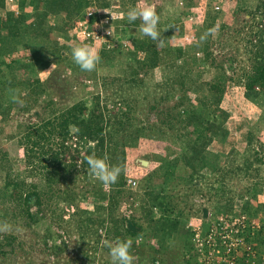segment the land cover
Returning <instances> with one entry per match:
<instances>
[{"label": "rangeland", "instance_id": "374dc122", "mask_svg": "<svg viewBox=\"0 0 264 264\" xmlns=\"http://www.w3.org/2000/svg\"><path fill=\"white\" fill-rule=\"evenodd\" d=\"M13 1L7 0L5 9L2 11L0 9V13L4 18L9 14H19V4L16 3L17 0ZM187 1L189 0H151L148 3L155 8L157 13L160 12L161 20L166 27L169 23H172L174 28H177V31H175L177 37L169 41H163L162 46L184 48L188 53L197 52V63L191 60L189 63L193 68L191 75L194 76L197 89H199L196 92L197 94L191 95L194 105L198 104L197 98L204 99L205 96L211 98L204 84L210 80L212 81L218 73L212 62L223 63L227 69L228 76H222L226 82V92L219 106L231 115L227 121V127L235 142L229 147L231 148L228 154L231 159L230 162L225 161L224 158L226 157L224 155L218 154L219 156L215 157V160L221 158L223 161L217 174L211 178L213 180L221 176L224 178L222 188L224 192L221 191L224 195L220 194L216 199L213 195L208 194L204 199L197 194L191 195L190 190L195 187L208 193V186L213 180H210L209 177L203 180L197 175L202 166L200 163L191 165L190 159L185 160L182 158L185 147L184 141L181 140L182 132L164 127V125L158 123L160 119L156 118L157 114L153 109L155 105L169 108L175 102L165 100L166 92L170 90V87L163 86L162 88L158 86L165 78L168 70L157 65L152 72L144 75V88L131 90L121 87L117 83H111L115 79L114 77L118 78L121 73H125V60L120 61L121 59H118L109 66L99 65L98 63L96 71L82 75L81 89L74 96L69 95L63 99L53 96L54 84L51 80L53 72L58 70L63 75L64 72L67 75L72 73L71 70V72L67 70L70 68V64L73 63L72 49L74 47L90 44L97 49L98 53H100L103 46L108 48L116 45V47L124 46L123 49L128 46L133 50V39L135 37L139 40L143 39L137 31L141 24L139 19H137L138 25H133V22H125V17L112 21L110 26L113 34L106 41L107 44L102 45L100 42L94 43L86 40L80 35L79 31L74 32L73 27L70 31L67 28L68 30L64 29L65 32L61 33L58 28L60 25L64 28L61 17L59 19L52 15H48L46 19L41 16L31 17L24 22L25 28L22 30L23 39L21 40L24 44L19 45L13 55L5 58L6 63L12 64V77L13 73L16 72L19 75L12 79L15 90L9 92L10 94L7 89L0 88V103L3 106V112L0 111V187L4 183L7 173L11 172L14 182L18 186H22L23 189L29 188L33 183L41 184L44 190L47 188L48 184L44 181L45 179L42 181L37 171L28 168L22 141L31 124L34 121H39V118L34 115L35 110L39 109L44 120L51 117L49 110L39 107L41 104L45 105L46 100L48 101L50 97L54 103L60 104L59 106L62 108H67L80 98L93 100L96 95H99L103 104H108L111 111H117L119 105L117 106L116 103L119 96L115 92L119 89L123 90L125 99L136 96V100L131 99L135 100L133 121L137 127L142 128V132L137 145L125 149L126 169L124 172L125 190L131 191L133 196L130 199L121 201L116 212V219L120 217V212L133 214L148 232L143 240L140 238L132 240L133 245L130 251L136 258L135 264H153V258L160 260V264H186L187 261L191 264H226L223 256L217 255L218 253L214 252L210 255L209 251L211 252V249H214L213 246L209 247L210 250L207 248L198 249V239L206 238L208 234H212L213 237L214 232L216 237L214 243L217 244L216 248H220L219 250L222 252L223 248L220 246V242L223 241V236H229L227 239L231 238L232 241L235 237H238V233H244L249 228L248 226H250L252 232L263 228L264 104L252 102L245 97L244 83L257 81L254 68L263 60V57L259 58L256 63L252 64L251 57L255 60L258 52L254 53V48L248 40L252 36L254 37L258 29L264 30V7L260 10L257 8L258 4L264 0H190L191 7L186 5ZM119 2L118 7L107 6L100 8L99 12L102 14L104 12H124L126 14L132 6H143L141 0H119ZM208 11L217 12V21L214 26V34L207 35V38L210 39L207 45L205 43L201 46L212 54L207 64L203 62L205 53L201 51V47L199 49L194 45L202 42L201 37L208 33L204 22ZM25 12L27 14L34 13L28 6L25 8ZM36 25H38V29H36ZM40 30L45 33L44 36L39 35ZM64 33L69 36L68 39ZM46 34L48 35L46 36ZM129 35L133 38L132 41L129 40ZM34 55L43 61L50 62V66L44 70L35 69V67L27 69L25 64H29ZM144 56L145 54L139 53L140 58ZM183 61H179L178 66L184 64ZM4 66L3 68L6 70L9 69ZM43 71H47V74H42ZM9 75L11 73L8 72ZM37 78L44 83L48 80L51 86L49 88L51 89V96L49 98L48 96H42L38 102L40 105L34 103L32 97L29 96V89L25 87L28 85L29 80H36ZM62 88V86H57L55 91ZM171 89L176 91V86H171ZM155 92L157 93L155 94ZM211 99L209 104H212L211 108L215 109L216 104H213ZM249 127H251L254 136L252 150L247 155H242L241 151L247 146L246 137ZM74 133L75 128L72 127L71 134ZM53 143V149L57 148V142ZM76 143L75 136H73L68 144L71 147L68 149L67 155L61 156V159L72 160L76 154L73 149ZM90 144L93 145V143ZM81 146L83 145L81 144ZM199 150L207 155H212L213 151L218 152L220 149L211 147L213 151H204L200 147ZM81 154H85V150H81ZM244 155L250 157L249 159L252 157L253 165L248 169L245 168L247 161ZM121 157L123 158L124 155H121ZM257 157L261 158V161H257ZM138 159L146 160L149 164L142 166L137 162ZM163 160L171 162L170 169L174 172L173 178L168 183L169 194L173 197L170 201L174 206L172 207L173 211L166 216H170L172 219L178 218L179 223L177 229H173V235L166 238L161 247L153 237L154 235L150 236L151 228H149V222L146 220L144 208L145 206L148 208L145 194L147 186H152L155 192L160 186ZM80 162L81 160L78 159V164ZM191 175H196V181L194 182L198 183L190 184L188 182ZM129 180L136 182V185L132 186L130 184L128 186ZM99 182L98 179L92 177V181L76 180L70 185L61 183L59 187L71 188L72 186L74 189H79V191H88L93 187V189H102L106 194H109L111 185L104 187L100 182L101 186L98 187L97 183ZM80 198L71 203L62 200L58 201V204L54 201H46V207H43L42 219L35 222L33 226L26 225L28 220H26L25 214L15 210L11 212L9 210L11 204L0 201V238L14 235L17 237V243L20 244L21 242L23 244L22 250L18 249L16 254L10 255L11 259L9 260L0 259V264H112L107 244L109 242L115 244L118 241H124V239L121 237V240H113L111 235L108 237L109 230L113 229L111 225H108L109 222H105L103 226L98 227V235H94L96 226L90 228V232L84 234L75 222H69L70 218L74 216V212L82 209L91 211L90 213L93 214L95 219L105 218L106 220L105 212H93L94 209H90L91 207L86 199H90V195H85L86 200ZM222 199H224L226 205L224 210L215 207ZM217 200L219 201L217 202ZM53 208L55 209L52 210ZM202 209L207 211L205 212ZM52 211H55V215ZM153 212L156 214L155 218H159L160 212L158 209L153 208ZM249 212L253 213V217H248ZM85 216L88 217V215ZM58 217L64 220L61 223L62 227L58 226ZM233 223L238 225L236 226ZM219 225H230V228L223 227L222 231L224 232H222L218 230ZM233 226L235 228L231 232L230 229ZM194 228L198 230L197 233L193 231ZM54 230L60 233L56 241L59 243V240H64L67 245L66 249L57 253L54 252L52 247L49 249L44 243L45 237L47 238L49 233ZM263 236L264 229L260 232L259 237L263 238ZM233 241L236 242V239ZM249 244L256 250L255 264H260L264 260V250L262 252L261 249H256L257 244ZM236 248L237 251L232 256L234 255L237 261L239 259L240 262L245 257L244 250L246 246L238 245Z\"/></svg>", "mask_w": 264, "mask_h": 264}, {"label": "trees", "instance_id": "16d2710c", "mask_svg": "<svg viewBox=\"0 0 264 264\" xmlns=\"http://www.w3.org/2000/svg\"><path fill=\"white\" fill-rule=\"evenodd\" d=\"M17 1L20 10L19 14H9L4 18L0 13V88L7 89L8 93L13 91V89L15 90V84L12 79H15L16 76L18 77L19 73H13L12 77V64L6 63L5 58L13 55L18 46L24 44L21 40L23 39L22 30L25 28L24 22L26 19L36 16H41L46 19L48 15L55 16L58 19L61 17L64 22V28H62L61 25L58 26V28L61 30V33H63L65 32L64 29L67 28L70 31L74 22L84 19L87 8L93 6L97 9V12L90 20L92 27L93 24H96L100 19L99 10L107 6L115 8L120 4L119 0ZM6 2L7 0H0L1 11L5 9ZM148 2H151V0H148ZM186 5L188 7L192 6L190 0L186 2ZM27 6L32 9L34 12L33 14H27L25 12ZM262 7H264V1L260 2L257 6L259 10ZM158 14L160 15V12H158ZM216 21L217 12L208 11L204 20L206 29H214ZM125 22H127V19ZM133 25H138V20L133 22ZM171 25L172 23H169L166 27L160 17L158 24L160 40L158 41H153L147 36L140 40L136 37L133 39L131 35H129V40L133 39V41L131 40L133 50L128 46L126 49H123L124 46L116 47V44H114L116 46L109 48L103 46L99 53V65L109 66L118 59H121L120 61L125 60V73H121L118 78L114 77L115 79H113L111 83H117L121 85V87L131 90L144 88V75L152 72L157 65L168 70L165 78L158 86L162 88L163 86L170 87V90L166 92L165 100H172L175 102L173 106L169 108L155 105L153 109L157 114L156 118L160 119L158 123L164 125V127L168 129H176L182 132L181 140L185 143L182 158L185 160L187 158L190 159L191 165L200 163L202 166L198 170L197 175L203 180L208 177L210 180H213L211 177L217 174L223 161L221 158L215 160V157L224 155V157H226L224 158L225 161L230 162L231 159L228 157V154L231 148L229 147L235 142L234 137L231 136L227 127V121L231 115L219 106L226 92V82L222 76H228V72L223 63L220 64L213 61L212 65H215L218 73L212 81L210 80L204 84L212 99L209 97L207 98V96H205L204 99L197 98L198 104L194 105L191 95L197 94L196 92H198L199 89H197V82L194 76L191 75L193 68L189 63L190 60L197 63V52L188 53L184 48L162 46L163 41H169L177 37L175 32L177 28ZM36 26V29H38V25ZM41 31L42 30H40V32ZM39 35L44 36L45 33L41 32ZM47 35L48 34H46V36ZM65 37H67V39L69 38L67 35H65ZM209 40V38L203 39L202 42L194 46L200 49L203 44L205 45L206 43L207 45ZM248 41L252 44L254 53L258 52V56H256L255 60L251 57L252 64L256 63L259 58L263 57V60L254 68L257 81L244 83V95L252 102L264 104V30L258 29L254 37L252 36ZM201 51L205 53L203 62L207 63L210 57H212V54L203 47H201ZM139 53H143L145 56L140 58ZM181 60H184V64L178 66V62H181ZM3 65L9 69L6 70L3 68ZM25 66L27 69L35 67V69L44 70L50 66V62L43 61L34 55L32 61L29 64L26 63ZM96 67H98V65ZM70 70L72 73L69 75L65 72L63 75V73L58 70L53 72V78H51L53 82L51 83L54 84L53 96H58L63 99L64 97L67 98L69 95L74 96L77 91L81 89L82 82L80 81L83 80L82 75L89 72L82 71L74 62L70 64V68H68L67 71ZM93 71H96V68ZM8 72L11 73V75L8 76ZM27 83L28 85L25 87L29 89V96L32 97L34 103L38 104L42 96H48V98L51 96V89H49L51 86L48 80L44 83L37 78L36 80H29ZM57 86H62L63 88L59 91L56 90L58 91L56 93L55 88ZM171 86H176V91H173ZM123 93L121 89L115 92V94L119 96V100H117L116 103L117 106L119 105L117 111H111L108 104H103L99 95H96L93 100L80 98L67 108H62L59 106L60 104L54 103L51 97L48 100L49 102L46 100L47 103L45 105L38 104L40 108L49 110L51 117L44 120L39 109L35 110L34 115L39 118V121H34L28 128L22 144L28 168L37 171L42 181L45 179L44 181L48 184L46 186L47 188L44 190L41 184L37 185V183H33L29 188L26 187V189H23L22 186H18L14 182L11 172L7 173L3 185L0 187V201L2 203L4 201L9 202L11 204L9 209L11 212L15 210L25 214V218L28 220L26 223L27 226H33L35 222L42 219L43 207H46V201H54L58 204V201L62 200L71 203L82 197L80 198L81 200L87 199L91 207L90 209H94L93 212L103 211L106 214L105 220V218H93V214L88 210L82 209L80 211H75L74 216L70 218L69 222H75L82 233L86 234L90 232V228L92 229V227L96 226L94 235H98V227L103 226L105 222H109L108 225H111L113 229L109 230V233L108 230L106 232L108 233V237H110V235L113 237V240H121V237L124 241L128 239L136 240L137 238L143 240L146 237L148 234L146 228L143 224L138 222L133 214L120 212V217L116 219V212L121 201L130 199L133 196L131 191L125 190V149L137 145L140 133L142 132V128L137 127L133 121L135 110L134 101L136 100V96L134 95V97L130 99H125V94L123 95ZM156 93L157 92H155V94ZM131 99L135 100L133 101ZM210 99L213 101V104H216L215 109L211 108L212 104H209ZM2 107L0 103L1 112H3ZM72 127L75 128V133L73 135L71 134ZM252 132L251 127H249L246 137L247 146L241 151L242 155H247V153L252 150L251 147L254 137ZM73 136H75L77 141L76 146L73 148L76 154L71 161L63 160L61 156L67 155L66 153L71 147V145L68 144ZM53 142H57V148L55 149L52 147L54 144ZM90 143H93V145ZM81 144L83 146H81ZM200 147H202L204 151L211 150V147L220 150L218 152L211 150L213 154L207 155L205 152L199 150ZM81 150H85V154H81ZM120 153L124 155L123 158ZM93 154L97 157H105L111 166L121 169L120 176L117 182L111 185L109 194H106L102 189H93V187L88 191H79V189H74L72 186L71 188L59 187L61 183L63 185H70L76 180L84 179L92 181V177L94 176L88 171L85 157ZM246 155H244L247 161L245 168L248 169L253 165V161L251 160L252 157L249 159L250 157ZM78 159L81 160L80 164H78ZM256 160L261 161V158L257 157ZM170 163L171 162L167 160H163L162 162L161 170L163 173L158 190L155 192L152 186H147L145 190L148 208L145 206L144 209L146 211V220L149 222V228H151L150 236L154 235L153 237L158 241L160 246L166 238L173 235L172 231L173 229H177L179 223L178 218L172 219L170 216H166L173 211L172 207L174 206L170 201L173 197L169 194L170 188L168 185L174 174L170 169ZM195 177L196 175H191L188 182L190 184L198 183L194 182L196 181ZM189 183L188 185H190ZM212 183L208 186V193L195 187L193 189L191 188V195L197 194L204 199L208 194L213 195L215 199L218 198L220 194H223L221 191H223L224 178L221 176L218 179H214ZM97 184L98 187L101 186L100 182ZM85 195H90V199H85ZM218 201L219 200H217V202ZM224 202V199H222L215 207L221 210L226 209ZM153 208H157L160 212L159 218H155L156 214L153 212ZM48 209L50 208L48 207ZM206 211L207 210H205V212ZM54 212L55 211H52L53 215H55ZM245 213H247V211H245ZM85 215H88V217ZM247 215L249 218L253 217V213L251 212ZM63 221V218L58 217V226L62 227L61 223ZM262 223L263 228H260V230L252 232L250 226H248L249 228H247L244 233H238V237H243L247 244H257L256 249H261L263 252L264 236L260 238L259 235L264 229V219ZM58 236H60L59 231L54 230L52 233H49V236L47 238L45 237L44 240L48 248L50 249V247H52L56 253L61 252L67 247L64 240H59V243L56 241ZM18 249L22 250L23 244L21 242L20 244L17 243L16 236L8 235L3 239L0 238V259H11L10 255L16 254ZM152 261L153 264L161 263L160 260L156 258H153ZM186 264L191 263L187 261Z\"/></svg>", "mask_w": 264, "mask_h": 264}, {"label": "clouds", "instance_id": "9594fccd", "mask_svg": "<svg viewBox=\"0 0 264 264\" xmlns=\"http://www.w3.org/2000/svg\"><path fill=\"white\" fill-rule=\"evenodd\" d=\"M143 6H135L130 8L125 15L128 22H135L137 19L141 21L137 31L140 37H150L153 41L160 40V32L158 24L160 15L155 8L148 3V0H142ZM215 29H209L208 33L201 37L206 39L207 35L214 34ZM73 62L79 66L82 71L91 72L95 70L100 61V56L97 49L90 45L76 46L72 49ZM42 74H47L43 71ZM88 165V171L98 179L104 187L115 184L119 178L121 169L119 167L111 166L105 157H97L94 154L85 157ZM133 241L128 239L126 241H118L115 244L109 242V248L112 264H135V257L131 253Z\"/></svg>", "mask_w": 264, "mask_h": 264}, {"label": "built area", "instance_id": "2783aa9c", "mask_svg": "<svg viewBox=\"0 0 264 264\" xmlns=\"http://www.w3.org/2000/svg\"><path fill=\"white\" fill-rule=\"evenodd\" d=\"M11 1H13V0H11ZM96 12H97V9H95V7H93V6L87 8L84 19L77 21L73 25V29H74V32L79 31L80 35L88 41H92L94 43L100 42V43H102V45H106L107 44L106 41H108V38L113 34L112 27L110 26L111 22L114 20L122 19L125 17V15H124V12L123 13L122 12H104V14L99 12L100 19L98 20V22H96V24H93V26L91 27L90 20H91V17L94 16V14ZM130 184L132 186H135L136 182L129 180L128 186ZM233 224L236 226L238 225L236 223H233ZM223 227L226 229H229L230 225H227V226L219 225L218 230L222 231ZM234 228L235 227L233 226L230 229V231L232 232ZM195 229L196 228H194L193 231L195 233H197L198 230H195ZM198 229H200V228H198ZM222 232H224V231H222ZM196 236H198V235L196 234ZM207 236L208 237L202 238L201 240L198 239L199 247H200L199 248L197 246L198 249L201 250V249L207 248L208 250H210L211 248H209V247L213 246L214 249H211L212 250L211 252L209 251L210 255L213 254L214 252L218 253L217 255L223 256V260L226 264H237V263L238 264H255L254 259L256 257L255 256L256 250L249 243L246 244L245 239L243 237H241V238L235 237V239H236V242H235V241H233L235 239H233L231 241L230 240L231 238L227 239L229 236H223L222 242H220L218 240L220 242V246H222V248H223L222 252H220V250H219L220 248H216L217 244L214 243V241L216 240L215 233L213 232V237H212V234H208ZM238 245L246 246V248L244 250L245 251V257L240 262H239V259L237 261V258H235L234 255L232 256V254L236 253V251H237L236 247ZM260 264H264V260H262V262Z\"/></svg>", "mask_w": 264, "mask_h": 264}, {"label": "water", "instance_id": "95a60500", "mask_svg": "<svg viewBox=\"0 0 264 264\" xmlns=\"http://www.w3.org/2000/svg\"><path fill=\"white\" fill-rule=\"evenodd\" d=\"M137 162H138L139 164H141L142 166H147V165L149 164L148 161H146V160H141V159H138Z\"/></svg>", "mask_w": 264, "mask_h": 264}, {"label": "crops", "instance_id": "0c3cea01", "mask_svg": "<svg viewBox=\"0 0 264 264\" xmlns=\"http://www.w3.org/2000/svg\"><path fill=\"white\" fill-rule=\"evenodd\" d=\"M16 1V0H15ZM14 2V1H13ZM16 3H18V1H16Z\"/></svg>", "mask_w": 264, "mask_h": 264}]
</instances>
